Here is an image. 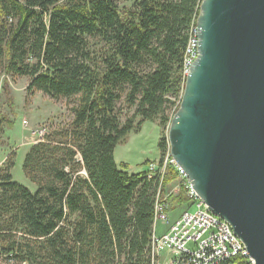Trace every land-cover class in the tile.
Wrapping results in <instances>:
<instances>
[{"label":"trees","instance_id":"1","mask_svg":"<svg viewBox=\"0 0 264 264\" xmlns=\"http://www.w3.org/2000/svg\"><path fill=\"white\" fill-rule=\"evenodd\" d=\"M200 2L0 0V71L28 78L29 96L65 100L70 115L23 156L34 190L13 180L14 151L0 165V264H151L157 179L114 150L145 122L167 150ZM175 178L167 169L164 187Z\"/></svg>","mask_w":264,"mask_h":264},{"label":"water","instance_id":"2","mask_svg":"<svg viewBox=\"0 0 264 264\" xmlns=\"http://www.w3.org/2000/svg\"><path fill=\"white\" fill-rule=\"evenodd\" d=\"M167 142L196 195L264 264V0H201Z\"/></svg>","mask_w":264,"mask_h":264},{"label":"built area","instance_id":"3","mask_svg":"<svg viewBox=\"0 0 264 264\" xmlns=\"http://www.w3.org/2000/svg\"><path fill=\"white\" fill-rule=\"evenodd\" d=\"M196 23V21H195ZM195 23L189 30L188 41L182 60V75L188 74L189 68L197 57V28ZM25 123V121H23ZM35 137L33 143L42 139L43 134ZM167 150L156 161L146 165L147 177L157 179L154 198V219L151 238V264H223L235 257L253 264L247 255L244 244L233 233L230 225L211 213L192 189L183 170L176 165ZM172 168L176 174L174 181L164 187L163 181L167 169ZM180 192L193 200L190 207L174 220L170 217V199ZM196 207V209H194ZM160 223L167 231L157 234ZM162 259V261H161Z\"/></svg>","mask_w":264,"mask_h":264},{"label":"rangeland","instance_id":"4","mask_svg":"<svg viewBox=\"0 0 264 264\" xmlns=\"http://www.w3.org/2000/svg\"><path fill=\"white\" fill-rule=\"evenodd\" d=\"M115 1L122 7L132 0ZM28 82L26 77L11 80L0 71V165L8 153L14 151V165L11 169L13 180L34 190L35 185L22 172L23 156L39 132H50L58 123L69 121L70 115L65 100H55L40 92L29 96L26 91ZM160 133L156 123L146 122L139 132L130 133L124 143L116 146L115 160L118 164L126 163L131 170L142 168L146 165H142L145 160L157 157V137H160ZM192 202L193 200H187L185 204L171 203L170 210L176 216L180 215ZM190 210L193 211V207ZM166 231L163 225L157 224V234Z\"/></svg>","mask_w":264,"mask_h":264},{"label":"crops","instance_id":"5","mask_svg":"<svg viewBox=\"0 0 264 264\" xmlns=\"http://www.w3.org/2000/svg\"><path fill=\"white\" fill-rule=\"evenodd\" d=\"M145 123H146V122H145ZM145 123H144V124H145ZM144 124H143V125H144ZM158 139H159V137H157V141H158ZM115 149H116V148H115ZM157 149H158L157 157H155V158H153V159H150V161H156L157 159L160 158V154H161V153H160V151H159L158 146H157ZM114 157H115V150H114ZM145 167H146V165H144L142 168H140L139 171L144 170ZM171 203L173 204V202H171ZM176 204H177V203H176ZM175 213H176V212H175ZM169 215H170V217H171L172 220H174V219L178 216V215L176 216V215L174 214L173 210H171V212H170Z\"/></svg>","mask_w":264,"mask_h":264}]
</instances>
